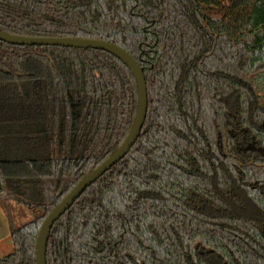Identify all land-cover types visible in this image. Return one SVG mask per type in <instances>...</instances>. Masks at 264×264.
I'll list each match as a JSON object with an SVG mask.
<instances>
[{
  "label": "trees",
  "instance_id": "1",
  "mask_svg": "<svg viewBox=\"0 0 264 264\" xmlns=\"http://www.w3.org/2000/svg\"><path fill=\"white\" fill-rule=\"evenodd\" d=\"M0 32L111 42L146 77L138 140L55 223L47 264H264V0H0ZM138 103L106 51L0 41V264H36L43 221L121 147Z\"/></svg>",
  "mask_w": 264,
  "mask_h": 264
},
{
  "label": "water",
  "instance_id": "2",
  "mask_svg": "<svg viewBox=\"0 0 264 264\" xmlns=\"http://www.w3.org/2000/svg\"><path fill=\"white\" fill-rule=\"evenodd\" d=\"M0 41L17 46H51L106 51L120 59L131 70L138 85L139 103L136 119L121 147L102 162L93 172L84 177L43 221L36 241V264H47L48 238L55 223L73 206L87 188L124 159L138 140L148 110L146 77L143 68L128 51L114 43L103 40L72 37H27L0 32Z\"/></svg>",
  "mask_w": 264,
  "mask_h": 264
},
{
  "label": "crops",
  "instance_id": "3",
  "mask_svg": "<svg viewBox=\"0 0 264 264\" xmlns=\"http://www.w3.org/2000/svg\"><path fill=\"white\" fill-rule=\"evenodd\" d=\"M8 218L0 207V260L13 250Z\"/></svg>",
  "mask_w": 264,
  "mask_h": 264
},
{
  "label": "rangeland",
  "instance_id": "4",
  "mask_svg": "<svg viewBox=\"0 0 264 264\" xmlns=\"http://www.w3.org/2000/svg\"><path fill=\"white\" fill-rule=\"evenodd\" d=\"M259 89H260V92L262 94H264V84H262ZM13 207L14 208H13L12 214H13L15 222L18 225H23V224L28 223L29 221H31L33 219L32 214L30 213V211H28V209L25 208L24 206L15 204ZM9 254H7V255H9ZM212 262L215 263V264H222L217 259H213Z\"/></svg>",
  "mask_w": 264,
  "mask_h": 264
},
{
  "label": "flooded vegetation",
  "instance_id": "5",
  "mask_svg": "<svg viewBox=\"0 0 264 264\" xmlns=\"http://www.w3.org/2000/svg\"><path fill=\"white\" fill-rule=\"evenodd\" d=\"M36 131H37L38 133H40L41 135H43L44 138L47 139V133H45L46 130H45V127H44L43 124H38L37 127H36Z\"/></svg>",
  "mask_w": 264,
  "mask_h": 264
}]
</instances>
